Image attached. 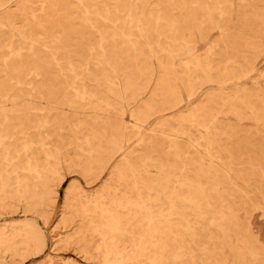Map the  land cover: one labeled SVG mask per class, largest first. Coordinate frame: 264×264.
I'll return each instance as SVG.
<instances>
[{"label": "rangeland", "instance_id": "374dc122", "mask_svg": "<svg viewBox=\"0 0 264 264\" xmlns=\"http://www.w3.org/2000/svg\"><path fill=\"white\" fill-rule=\"evenodd\" d=\"M0 264H264V0H0Z\"/></svg>", "mask_w": 264, "mask_h": 264}, {"label": "bare ground", "instance_id": "6f19581e", "mask_svg": "<svg viewBox=\"0 0 264 264\" xmlns=\"http://www.w3.org/2000/svg\"><path fill=\"white\" fill-rule=\"evenodd\" d=\"M35 219V218H34Z\"/></svg>", "mask_w": 264, "mask_h": 264}]
</instances>
